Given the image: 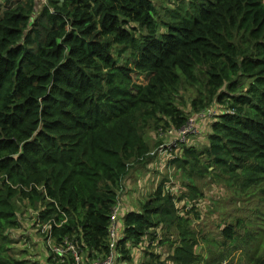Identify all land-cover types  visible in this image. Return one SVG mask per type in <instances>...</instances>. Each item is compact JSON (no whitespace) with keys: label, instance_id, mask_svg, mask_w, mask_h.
I'll use <instances>...</instances> for the list:
<instances>
[{"label":"trees","instance_id":"trees-1","mask_svg":"<svg viewBox=\"0 0 264 264\" xmlns=\"http://www.w3.org/2000/svg\"><path fill=\"white\" fill-rule=\"evenodd\" d=\"M155 2L0 4V264H62L48 247L42 262L14 252L28 216L52 222L54 245L77 242L86 264L104 259L114 209L115 264H226L249 246L227 219L217 247L232 248L198 250L197 204L205 182L240 199L264 192V0L182 1L166 20ZM208 108L200 144L189 136L160 154L170 129ZM156 158L177 189L169 174L152 193L136 179L138 208H125L126 180Z\"/></svg>","mask_w":264,"mask_h":264},{"label":"rangeland","instance_id":"rangeland-1","mask_svg":"<svg viewBox=\"0 0 264 264\" xmlns=\"http://www.w3.org/2000/svg\"><path fill=\"white\" fill-rule=\"evenodd\" d=\"M182 1H188V0H156L155 5L158 11L159 20L162 19L166 20L167 9L178 8L179 4H181ZM4 3L5 0H0V4H4ZM140 81L142 83L147 82L146 78L144 77H141ZM185 96H187V93H185ZM214 110L216 109L214 108L213 111ZM217 111L219 113L220 109H217ZM200 114L201 111L193 115L197 116ZM212 115L210 117L207 116L206 120L200 121L198 132L195 133L198 139L196 140L195 139L196 136L193 134L192 135L193 137L192 136L190 137L191 141L193 142L190 143L200 144L199 141L204 136H206L205 130L206 127L209 125ZM149 138L152 140L157 138L156 133H152V135H149ZM160 166H162V168H160ZM146 169L147 171L145 172L143 171V169L139 170V172L138 171L135 172L136 173L135 175L134 173H132L133 177L131 179H134L135 181L131 183L132 186L130 188L131 194L127 193L128 196L134 195V193L140 187V183L139 182L136 183V179H138V181H141L142 184L144 183L146 185L145 188L146 193H152V191L157 186L159 180H161L167 174H169L168 179H170L169 186L173 187V189H177V181L180 180L179 174L177 175V173H173V170L166 168L164 162L160 163L158 159V163H154V164L149 163L146 166ZM205 193L207 195L205 200L203 199L199 204H197V208L201 211V220H199L197 224V229L200 230V235L202 237L204 236L205 238V240L201 242L198 250L203 251L205 253L209 251L221 253V251L223 252L226 251L228 246L232 248V246L234 245L233 243L227 244V246L217 247V241L222 239L220 233L221 231L220 225L225 224V221L227 219H232L234 223H236L237 221L240 222V225L236 227L237 234L241 237V239L239 240L240 241L246 240L247 242H249L248 243L249 246H245V248L243 249L232 251L231 255L228 257L227 260L224 261V263L252 264L251 261L253 258L259 255L264 256V218H262L257 223H254V225L251 228L248 226L249 223L253 221V217L257 213H259L261 210L264 211V192L261 190H258L254 194L253 192H251L248 198L244 197L243 199H240L235 194H233L230 188L214 186L209 184L208 182H205ZM249 200L251 201L249 202ZM130 201L132 206L138 208V200L136 198L133 197ZM26 223L28 224L31 223L29 216L24 218V227L21 230H17L13 232L16 238V243L13 244L14 252L19 253L18 256L20 259H24L25 257L24 253H28L27 251L25 252L24 249L26 250L32 249V251H34L38 245L36 244V242L39 240L41 241V243H43V245H41L39 250L36 248L35 253H39L43 251L44 255L41 257V259L42 258L45 259L46 256L45 249L47 250V248L44 244L45 242L44 236L41 235L40 231L36 232L35 230H31L33 228L32 226L31 227L29 226V229H27L25 227ZM27 230H29L33 234L35 241L33 237H28ZM247 231L248 233L246 234ZM208 240L210 242L209 244H208ZM250 240H252V242ZM213 242H215L214 246H213ZM22 251H24V253ZM49 251L47 250V252ZM141 255L142 254L137 256L136 263L133 264H139L137 263V261ZM118 264H125V263L119 262Z\"/></svg>","mask_w":264,"mask_h":264},{"label":"built area","instance_id":"built-area-1","mask_svg":"<svg viewBox=\"0 0 264 264\" xmlns=\"http://www.w3.org/2000/svg\"><path fill=\"white\" fill-rule=\"evenodd\" d=\"M46 2V0H44ZM215 115L216 111L212 108L205 109L201 111L200 115H193L189 118L187 123L180 128L177 129H170L166 136L171 137V142L168 144H164L161 146V155H165L166 153V146L170 148V145L172 143H175L177 141L186 142L189 136H192L193 134L198 132L199 123L200 121L206 120L207 116ZM212 115V117H213ZM199 119V120H198ZM172 136H176L177 138H174ZM165 158H172L170 156H163ZM112 224L109 230V238L111 242V248L112 252L109 256H107L104 259H95L91 261L89 264H114L115 263V254L114 250L116 247V241H117V235H118V229H117V221H118V211L117 209H114V212L111 217ZM56 225V224H55ZM41 227V234L46 235L47 245L49 247V250L51 253L54 254V256L57 258L58 263L62 264H86L84 262V256L80 253V249L78 246V243L74 240H71L69 238H64L61 245H54L51 241V230L53 227L52 222L48 223H42L41 225H38ZM58 226V225H56Z\"/></svg>","mask_w":264,"mask_h":264},{"label":"crops","instance_id":"crops-1","mask_svg":"<svg viewBox=\"0 0 264 264\" xmlns=\"http://www.w3.org/2000/svg\"><path fill=\"white\" fill-rule=\"evenodd\" d=\"M196 136V135H195ZM200 138V137H199ZM195 139L197 140L198 139V137L196 136L195 137ZM200 142V141H199ZM159 159V158H158ZM158 159L156 158V160H153L151 163H158ZM160 160V159H159ZM163 160V159H162ZM161 163V162H160ZM158 166H159V164H158ZM160 168H162V166H160ZM133 181H135L134 179H128V180H126V189H125V193L123 194V199H124V203H125V208H129V209H137V208H135L134 206H132V204H131V201H130V199H129V196H128V194L127 193H129V191H130V188L132 187L131 186V183L133 182ZM33 224H32V222L30 223V224H28V223H26L25 224V227L27 228V229H29V226L31 227ZM39 229V227H38V225L37 226H35V227H33L31 230H35L36 232L38 231V229ZM27 232H28V237H33V239H34V236H33V234L29 231V230H27ZM26 232V233H27ZM34 241H35V239H34ZM39 241V240H38ZM36 242V244H38L37 245V249L39 250V248L41 247V245H43V243H41V241H39V242ZM35 244V243H34ZM44 244H45V246L46 247H48V245H47V240L44 242ZM36 248H35V250H36ZM49 248V247H48ZM25 251H27L28 253H26V255H25V257H24V259H28L29 261H34V262H42V261H44L45 259L44 258H42L41 259V257L44 255L43 254V251L42 252H39V253H35L36 251L34 250V251H32V249H28V250H26V249H24ZM45 251H46V256H45V258H47V255H48V252H47V250L45 249ZM31 253H33V254H31ZM33 255V256H32ZM42 260V261H41ZM115 260H116V257H115ZM115 264V263H114Z\"/></svg>","mask_w":264,"mask_h":264}]
</instances>
